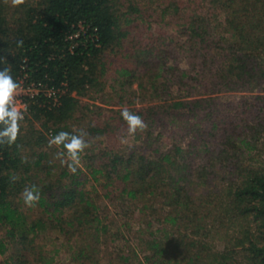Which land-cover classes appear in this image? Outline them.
Wrapping results in <instances>:
<instances>
[{
    "label": "trees",
    "instance_id": "1",
    "mask_svg": "<svg viewBox=\"0 0 264 264\" xmlns=\"http://www.w3.org/2000/svg\"><path fill=\"white\" fill-rule=\"evenodd\" d=\"M0 58L60 89L31 101L20 147H0L1 264H52L61 247L67 264H264V0H0ZM91 93L117 108L95 112ZM123 107L148 124L124 149ZM73 128L91 140L75 174L48 147Z\"/></svg>",
    "mask_w": 264,
    "mask_h": 264
},
{
    "label": "clouds",
    "instance_id": "2",
    "mask_svg": "<svg viewBox=\"0 0 264 264\" xmlns=\"http://www.w3.org/2000/svg\"><path fill=\"white\" fill-rule=\"evenodd\" d=\"M27 0H10L12 7H19ZM8 3V0H5ZM23 40L17 41V47L23 46ZM4 59L5 58H0ZM22 83L15 80L9 67L0 69V147L17 146L21 135L22 121L25 119L24 110L18 106L17 96L20 93ZM120 115L127 125V136H135L137 132H146L148 124L144 119L127 107L121 109ZM90 134L84 128H73L70 131H59L48 140V147H56L54 160H59L62 166L75 174L81 163V155L91 147ZM121 143H127L126 138H120ZM28 157H22V163H27ZM19 177L14 173L10 175V181L15 183ZM21 197L27 207H35L40 200V191L35 185L25 186Z\"/></svg>",
    "mask_w": 264,
    "mask_h": 264
},
{
    "label": "rangeland",
    "instance_id": "3",
    "mask_svg": "<svg viewBox=\"0 0 264 264\" xmlns=\"http://www.w3.org/2000/svg\"><path fill=\"white\" fill-rule=\"evenodd\" d=\"M155 18H158L159 19V16L158 15H155L153 17H151L150 19H155ZM140 24V23H139ZM152 27H157L158 25L153 22L151 24ZM140 28L137 29V31L139 30H146L147 28V23H142L140 26ZM167 29H169V32H171V30H174V28L169 25L167 26ZM109 92V90H106ZM113 94L109 93V96H112ZM105 97L108 96V94H104ZM226 97L230 98L231 100H235L236 99V96H237V93H226L225 94ZM103 97L102 93H91V94H88L86 96H83V97H80V100L82 101L83 104H88L90 105V108H93L94 110H97L95 112H98L99 109H96L94 107V105L96 106H99V107H103L105 110H104V113L102 115H109L111 114V112H109L107 109H110V108H117V106L115 107H112V106H109V105H104L100 99H103L105 98ZM137 101L140 99L139 96H137ZM92 114H94L92 112ZM36 122V127L39 128V123L38 121H35ZM159 129H155L154 132H158ZM171 132H173L171 129H166V130H163L161 136L155 141V146L158 145L160 147H162L163 149H167L171 143ZM122 137L126 138L127 140V143H121L120 140L118 141L117 143V146H120V148L122 147L124 149V147H128L129 145H132L133 143H135L132 139V136H127V134L123 135ZM92 143H95L97 144V146H103L105 144L108 143V141L106 140V138H102L100 140H94ZM138 144V142H136ZM85 161V158H81V163L80 165L82 166L83 163ZM91 183V182H90ZM88 185V187H91L90 184ZM107 201L106 200H103L102 204H107L106 203ZM108 209L110 210V217H114L116 218L117 217V213L116 211L114 210V207H113V204L111 203L109 206H108ZM110 217H108L109 219H111ZM61 240H62V237L57 236V232H54V231H50V230H44L42 231L39 236L37 237V242L39 245H44L45 249H47L48 251H52L53 249H57V248H60V243H61ZM51 254H53V252H51ZM4 259V256H0V264L1 262L3 261ZM68 259V255L66 253V247H61L57 254H55V262H53L52 264H67V260Z\"/></svg>",
    "mask_w": 264,
    "mask_h": 264
},
{
    "label": "built area",
    "instance_id": "4",
    "mask_svg": "<svg viewBox=\"0 0 264 264\" xmlns=\"http://www.w3.org/2000/svg\"><path fill=\"white\" fill-rule=\"evenodd\" d=\"M18 82L22 83V87L19 95L17 96V103L18 106L24 110L25 117L29 112L31 101L41 94L49 99H52L54 104L57 103L58 92H60V89L46 87L43 83L31 79L27 74L22 75L18 79Z\"/></svg>",
    "mask_w": 264,
    "mask_h": 264
}]
</instances>
